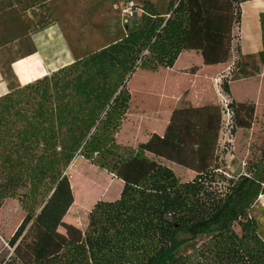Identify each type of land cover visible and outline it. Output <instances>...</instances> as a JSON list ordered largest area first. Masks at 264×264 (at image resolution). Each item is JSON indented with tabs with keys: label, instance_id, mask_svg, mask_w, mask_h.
Instances as JSON below:
<instances>
[{
	"label": "trees",
	"instance_id": "obj_1",
	"mask_svg": "<svg viewBox=\"0 0 264 264\" xmlns=\"http://www.w3.org/2000/svg\"><path fill=\"white\" fill-rule=\"evenodd\" d=\"M50 1L0 0V12ZM237 2L171 0L167 16L142 2L136 25L127 22L121 40L0 98L3 180L30 185L22 201L29 212L7 243L13 256L2 264H264L253 216L264 196V143L244 174L221 170L220 106L174 109L164 134L150 135L125 156L108 148L129 110L126 84L140 70L172 69L185 51L198 52L207 66L228 61L233 25L241 19ZM72 74V81L61 77ZM89 76L102 81L73 85ZM223 89L230 94L228 84ZM230 108L239 129H250L249 119L264 113L254 100H233ZM102 148L123 188L117 200L94 205L83 231L66 222L75 197L64 171L78 154L89 158ZM167 162L195 176L183 180ZM81 173L75 167L72 178L79 195ZM203 236L209 239L196 251L178 256Z\"/></svg>",
	"mask_w": 264,
	"mask_h": 264
},
{
	"label": "rangeland",
	"instance_id": "obj_2",
	"mask_svg": "<svg viewBox=\"0 0 264 264\" xmlns=\"http://www.w3.org/2000/svg\"><path fill=\"white\" fill-rule=\"evenodd\" d=\"M237 1L238 2L234 6V13L236 15L239 12V3L241 0ZM130 2H135L137 5H141L142 3L141 0H55L43 8L27 10V14L20 13L19 10H24L15 6V9L9 10L0 16V20L8 22L6 24L3 23L4 27L0 28V34L2 31L3 37L5 36V38H0L1 46H10L9 40H14L17 36H24L27 34L28 29L32 28L35 31H41L50 29L51 26L55 27V29L63 30L68 39L69 35L74 38V30L75 28H79V37L85 38V34L88 32L89 34H92V32L94 33L92 30L93 26L96 25L94 17H98L97 20L100 26L102 23L109 21L113 26L116 25V28L118 27L123 30L121 31L123 33L124 30L126 31L125 26L127 22H129L128 25L130 27L137 23L135 22L132 24L129 16L125 13ZM244 12L245 18L242 30L247 37L246 43L259 46L261 42L259 17L252 10L250 3L245 6ZM96 14H98V16H95ZM26 15L34 17V20H32L34 22H32L30 26L31 28H28L26 24V22L30 20L26 18ZM262 19L264 21V14ZM10 29H15V32H9L7 34V31ZM113 29L114 27L111 28L110 35H116L115 31L117 29ZM83 45L82 50L85 48ZM237 47L235 49L236 58L230 62L231 59L229 57L226 62L227 66L230 65V71L221 73L218 77H215L216 81L214 79L205 80L204 78L202 80L206 83L210 81V85L212 86L211 94L217 96L220 107L222 108L221 105L224 100H227L230 104L233 101L224 91L223 84L226 83L230 86L232 82L240 81L245 78L246 81L244 83H236L233 86V92L236 98H240L242 95L245 96L248 92V98L253 100L256 96L258 102H260V107L263 108L264 50L262 51L263 55L255 59L253 57L239 56ZM197 69H199L198 66L192 68L194 74ZM162 71L164 70L160 69L158 72L140 70L135 77H132L131 80L127 82L124 94L129 97V110L124 120L119 123L116 132L112 133L115 138V145L112 147H110V145L108 146L115 154L125 156L131 153L132 147H137L140 142H144L145 136L150 134L151 127L154 123L153 119L150 121L149 117L146 116L152 114V112H156V105L159 104L160 97L172 99L171 96L176 95L177 91H179L181 96L180 98L178 96V98L181 99V101L183 100L185 104H189L188 101L192 100L188 99L192 98L195 101H202L200 98H196L195 94L190 93L192 89L197 88L199 90L198 95L202 94V92H200L202 91L201 87L195 85L197 77H195L194 74L186 76L185 79H181L182 84H180V86L174 85V89L170 86H164L161 92L159 83L162 82ZM244 73H247V77L243 75ZM204 75L203 73L202 76ZM75 76L76 74L67 76L61 75L66 81H72ZM86 81H89L91 85H97L101 83L102 79L99 76H89L83 78L82 81L73 82V85L76 83L78 85L80 82L84 83ZM193 81L195 83H193ZM242 116L246 117V114L242 113ZM248 123L251 126L250 129H239L236 127L235 121V129L229 134L227 128L228 118L222 113L221 128L217 139V154L220 156L219 163L221 170L226 171L230 177H238L244 174L247 161L254 157V152L258 155V150L264 143V113L258 115L253 120L249 119ZM167 163L175 171L176 175L183 180H191L195 176L191 171L177 164L171 162ZM111 166L112 157H107L106 148H102L100 155L92 154L89 158L85 157L83 152L82 154H78L70 162L64 174L69 177L75 201L68 216H66V222L72 223L81 230L86 231L89 214L94 205L98 201H115L119 198L123 184L111 173ZM75 167L82 172L80 178L82 180V193H80V195L74 188V181L72 179L75 176ZM4 168L5 167L2 166L0 167V264L13 256V249H11L7 243L29 212L23 208L22 201L30 185H16L14 183L5 182V180H3L6 178ZM253 216L258 221L259 235L264 242V196H261L256 202L253 208ZM61 231L64 232V230ZM185 238H187V236L181 237V239ZM208 239V237L203 236L199 237L194 242L185 244L178 250V256L184 257L193 253Z\"/></svg>",
	"mask_w": 264,
	"mask_h": 264
},
{
	"label": "crops",
	"instance_id": "obj_3",
	"mask_svg": "<svg viewBox=\"0 0 264 264\" xmlns=\"http://www.w3.org/2000/svg\"><path fill=\"white\" fill-rule=\"evenodd\" d=\"M53 1L55 0H52L49 3ZM141 1H149L153 3L162 16L168 15V6L171 0ZM249 3L250 6H252V10L259 17V31L261 36V42L259 46H257L256 44L246 43L247 37L245 36V33L242 30L243 21L245 18V6ZM239 4L240 9L238 11H240L241 13V19L240 23H235L233 25V41L231 44L232 48L229 55L231 59L230 62H232V60L236 58L235 49L237 46L239 56L253 57L255 59H257L260 56V53L264 50L262 26V16L264 14V0H246L244 2H242L241 0ZM13 9L15 8H10L3 12H0V16L5 12ZM19 12L24 14L28 13V11L21 10H19ZM95 16H98V14H96ZM26 18L30 19V24L29 22H26V24L28 25V28H31L30 26L31 23L34 22L32 21L34 20V17L31 15H26ZM97 19L98 17H94V22L96 21V25L92 28L94 33L92 32V34H89L88 32L87 34H85V38L79 37V28H75L74 30L75 39L70 35L68 39L66 33H64L63 30H58L55 29V27L51 26L50 29L41 31H35L32 28L28 29L27 34H25L24 36H17L14 40H9L10 46H1L0 39V98L4 97L10 92L23 88L24 86L33 83L36 80L42 79L45 76H50L58 70L66 66H70L71 64L83 59L84 57L94 52H98L106 48L107 46L118 42L126 35L125 30L122 33L121 31L123 30L118 27L116 28V25L113 26V24L109 21L102 23V25L100 26ZM5 20L8 21L7 19ZM3 23L6 24L8 22H3V20H0V28L4 27ZM112 27H114V29H117L115 31L116 35H110V30ZM9 32H15V29L8 30L7 34ZM0 38H5V36L3 37L2 35V31L0 34ZM82 45L85 47L84 50H82ZM195 66H198L199 69H197L194 74L192 68H194ZM230 70V65L227 66V63L218 64L214 66L204 65L202 56L196 51L183 52L172 69H165L161 72L163 74V78L162 82L159 83L160 91L162 92L164 86H170L174 89V85L180 86V84H182L181 79H185L186 76L194 74V76L197 77L195 85H199L198 87H201L202 91L200 92H202V94L198 95L199 90L197 88L192 89L190 93L195 94L196 98L198 97L202 101H195L192 98L188 99L192 100L188 101L189 104H185L183 100L182 102L181 99H179L181 95L180 92L177 90L176 95L171 96L172 99L160 97V102L158 105H156V112H152V114L146 116L149 117L150 121L153 119L154 123L151 127L150 134L145 136L144 141L148 140L150 135L154 133L160 135L164 134L174 109L189 106L197 107L201 105L220 106V103L218 101L219 99H217V96L211 94L212 86L210 85V81L206 83L203 82L202 79L204 78L205 80H215V77H218L221 73H226ZM203 73L205 74L204 76H202ZM245 81L246 79L244 78L240 81H235L231 83L230 94H228V97L231 98V100H251L248 98V92L247 95H242L240 96V98H236L233 92V86L236 83H244ZM195 82L193 81V83ZM253 100L257 104L259 110L261 107L260 102H258L257 100V97L255 96V99Z\"/></svg>",
	"mask_w": 264,
	"mask_h": 264
},
{
	"label": "built area",
	"instance_id": "obj_4",
	"mask_svg": "<svg viewBox=\"0 0 264 264\" xmlns=\"http://www.w3.org/2000/svg\"><path fill=\"white\" fill-rule=\"evenodd\" d=\"M138 12H141V5H137L135 2H130L129 5L127 6V10H125V13L129 16L131 21L135 18L136 13ZM221 106H222L223 115H226L228 118L227 128L229 130V134H231V132H233L232 130L235 129V122L233 119L234 112L231 110L230 103H228L227 100H224Z\"/></svg>",
	"mask_w": 264,
	"mask_h": 264
}]
</instances>
